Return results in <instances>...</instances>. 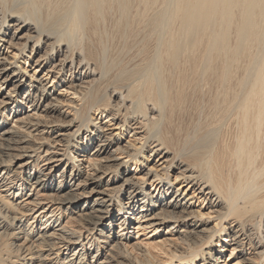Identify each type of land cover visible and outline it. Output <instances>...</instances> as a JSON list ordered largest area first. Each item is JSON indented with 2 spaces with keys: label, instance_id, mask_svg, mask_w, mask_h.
<instances>
[{
  "label": "bare ground",
  "instance_id": "6f19581e",
  "mask_svg": "<svg viewBox=\"0 0 264 264\" xmlns=\"http://www.w3.org/2000/svg\"><path fill=\"white\" fill-rule=\"evenodd\" d=\"M0 264H264V0H0Z\"/></svg>",
  "mask_w": 264,
  "mask_h": 264
},
{
  "label": "rangeland",
  "instance_id": "374dc122",
  "mask_svg": "<svg viewBox=\"0 0 264 264\" xmlns=\"http://www.w3.org/2000/svg\"><path fill=\"white\" fill-rule=\"evenodd\" d=\"M41 54V53H40ZM36 57V56H35ZM37 57H38V55H37ZM65 74H66V72H65Z\"/></svg>",
  "mask_w": 264,
  "mask_h": 264
}]
</instances>
